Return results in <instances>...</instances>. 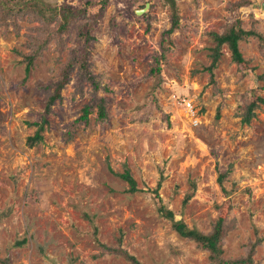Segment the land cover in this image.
Returning a JSON list of instances; mask_svg holds the SVG:
<instances>
[{"label":"rangeland","instance_id":"rangeland-1","mask_svg":"<svg viewBox=\"0 0 264 264\" xmlns=\"http://www.w3.org/2000/svg\"><path fill=\"white\" fill-rule=\"evenodd\" d=\"M91 1L97 0L50 3H86L95 12L99 5ZM175 2L179 30L154 75L158 44L170 26L169 1L108 0L88 61L96 83L106 87L100 93L105 121L96 112L86 125L78 121L91 85L83 82V96L74 99L72 81L31 147L32 123L45 115L78 23L46 38L28 70L40 19L24 13L0 26V260L130 264L106 249L117 247L122 232L120 246L141 264H210L209 251L172 229L164 217L170 211L175 222L203 235L225 218L219 261H237L252 247L251 264H264V240L256 244L264 236V103L258 101L249 124L241 122L243 107L264 99V0ZM55 21L44 30H53ZM230 26L255 35L238 42L240 66L223 46L211 79V34ZM187 102L190 112L182 107ZM125 170L135 180L134 193L118 177Z\"/></svg>","mask_w":264,"mask_h":264},{"label":"trees","instance_id":"trees-1","mask_svg":"<svg viewBox=\"0 0 264 264\" xmlns=\"http://www.w3.org/2000/svg\"><path fill=\"white\" fill-rule=\"evenodd\" d=\"M168 1L170 9V26L166 31L162 33L161 39L158 44L160 54L154 62L155 65L153 69L150 70V74L154 75H158V63L164 60L166 51L172 45V42L169 38L170 35L179 30V22L181 18L177 11L176 2L175 0ZM50 2L51 0H0V26L6 25L8 23L7 21L11 19V17H14L15 15L19 14L22 15L24 13H30L34 15V17L40 19L41 23L43 24V28L39 29L40 33L37 36L32 37L31 43L29 45L32 55H28L26 66L27 70L33 65L35 54H37L38 50L42 48V46L45 44L46 38H50L51 40L56 39L62 33L67 32L70 25L74 24L75 22L78 23L76 44L69 51L65 64L61 66L57 74L58 80L50 85V87L53 88V92L45 104V115L41 119L40 123H32V125L36 126V131L33 137L28 138V143L30 147L34 146V144L41 139L40 133L43 131V127L46 124V114L51 112V107L54 105V103H56V101H62L61 91L72 81L76 82V84L74 85L75 91L73 93L74 99L76 98V96H83V82H87L89 83V85H91V88L88 93L91 97V100L82 109V114L78 118V121L83 122L86 125L89 122L90 115L95 112L96 118L99 122L105 121L107 117L105 106L106 101L104 98L100 97V93L104 92L106 90V87H101L99 85V82L96 83L97 79L90 72V63H88V61L91 49L90 43L94 40V30L96 29L98 21L102 16L103 7L107 5L108 0H97L88 2L90 6H93V4L99 5V8H97L98 10L95 12L93 10H87L85 6L87 5L86 3L83 5V7L82 5H80L77 8H72V5L70 6V4L59 5L57 3L55 5H51ZM242 3L243 2L237 3L233 8L235 9L236 7H242L244 5ZM143 5L144 4L140 6L143 7ZM50 21H55V28L53 30H47L45 28L46 30H44V26ZM230 27V30L228 32H224L223 34H211L215 46L211 49V61L209 66L206 67V71L209 73L211 79H213L214 76L213 70L216 68L219 58L221 57L222 47L226 46L228 48L231 54L232 62L240 66L242 65L244 60L239 51L238 42L240 40H243L245 38L244 36L246 35H255V33L253 32H245L240 28H238V30H235L232 26ZM39 38H44V40L41 41ZM258 38L261 37L258 35ZM261 48H264V46L262 45ZM73 73H75L74 77L72 76ZM259 78L262 80L264 79L262 76H260ZM217 92L219 93L220 91L217 89ZM258 101L264 103V99L257 98L256 101L249 102L247 106L243 107L244 111L241 116V122H243L244 124H249L251 119L255 117V109L258 108L259 104ZM118 177L128 184V192H136L135 180L132 178L128 170H125L123 173L118 174ZM217 181L223 193L228 196L230 192H227L222 186L224 177L221 174H219ZM158 187L159 183L157 184L156 191L158 190ZM191 197L192 196H187L183 205L186 204L191 199ZM83 217L89 219V217L86 215H84ZM164 217L166 219H169V221L171 222L172 229L177 232L180 237L194 240L199 245H201L199 249L207 250L210 252V264H251L250 257L252 247L246 257L241 258L237 261L232 260L228 262H220L217 258L219 254V241L223 237V234L226 233V230L229 229L226 224L225 218H219L215 222L212 234L203 235L197 232V230L195 229L188 230L182 222H175L173 219V215L170 211H165ZM89 220L92 222L91 219ZM95 234H97V229L94 228L93 235L95 236ZM122 240L123 233L120 232L117 238V247L106 248L108 253H112L116 256H121L130 264H141L134 256L129 254L127 250L120 246ZM263 240L264 236L263 238L258 237L256 244H261ZM98 245L103 246L101 243H98ZM0 264H7V260H0Z\"/></svg>","mask_w":264,"mask_h":264},{"label":"built area","instance_id":"built-area-1","mask_svg":"<svg viewBox=\"0 0 264 264\" xmlns=\"http://www.w3.org/2000/svg\"><path fill=\"white\" fill-rule=\"evenodd\" d=\"M183 108H185L186 111H191L193 109L192 105L190 104V102H187L184 106H182Z\"/></svg>","mask_w":264,"mask_h":264},{"label":"water","instance_id":"water-1","mask_svg":"<svg viewBox=\"0 0 264 264\" xmlns=\"http://www.w3.org/2000/svg\"><path fill=\"white\" fill-rule=\"evenodd\" d=\"M139 13V12H138Z\"/></svg>","mask_w":264,"mask_h":264}]
</instances>
